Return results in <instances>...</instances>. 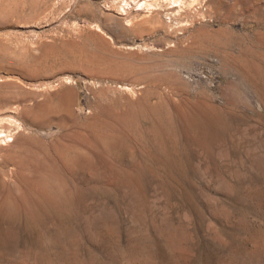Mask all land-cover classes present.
Returning <instances> with one entry per match:
<instances>
[{
  "label": "rangeland",
  "instance_id": "obj_1",
  "mask_svg": "<svg viewBox=\"0 0 264 264\" xmlns=\"http://www.w3.org/2000/svg\"><path fill=\"white\" fill-rule=\"evenodd\" d=\"M0 264H264V0H0Z\"/></svg>",
  "mask_w": 264,
  "mask_h": 264
},
{
  "label": "bare ground",
  "instance_id": "obj_2",
  "mask_svg": "<svg viewBox=\"0 0 264 264\" xmlns=\"http://www.w3.org/2000/svg\"><path fill=\"white\" fill-rule=\"evenodd\" d=\"M184 2V1H183ZM180 10V9H179ZM175 14V13H174ZM181 14V13H180ZM13 140V139H12Z\"/></svg>",
  "mask_w": 264,
  "mask_h": 264
}]
</instances>
